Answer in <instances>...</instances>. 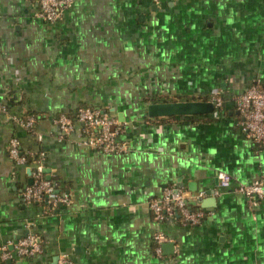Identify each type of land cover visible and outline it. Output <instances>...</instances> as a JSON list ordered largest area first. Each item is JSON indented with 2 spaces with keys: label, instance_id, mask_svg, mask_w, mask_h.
<instances>
[{
  "label": "crops",
  "instance_id": "crops-1",
  "mask_svg": "<svg viewBox=\"0 0 264 264\" xmlns=\"http://www.w3.org/2000/svg\"><path fill=\"white\" fill-rule=\"evenodd\" d=\"M38 8L0 0V245L32 233L42 250L0 264H264V198L251 206L234 187L264 177V143L241 129L235 104L252 83L264 88V0H74L55 23ZM215 94L224 103L210 114H147L155 99ZM81 106L112 112L128 150L79 145V124L61 135L53 119ZM26 113L38 116L33 131L17 121ZM13 136L26 163L9 156ZM37 164L70 206L22 200ZM220 172L233 181L215 195ZM166 186L204 219L155 222L149 201ZM160 231L174 245L158 255Z\"/></svg>",
  "mask_w": 264,
  "mask_h": 264
},
{
  "label": "built area",
  "instance_id": "built-area-1",
  "mask_svg": "<svg viewBox=\"0 0 264 264\" xmlns=\"http://www.w3.org/2000/svg\"><path fill=\"white\" fill-rule=\"evenodd\" d=\"M74 0H38L37 17L47 23L57 22L64 10L72 6ZM210 101L216 107L224 103L223 97L212 95ZM236 108L240 113L239 125L255 142L264 143V88L257 82L252 83L235 98ZM8 112L6 104L0 103V116ZM61 131V135L71 134L76 124H79L81 137L78 144L91 149H97L108 154L124 153L128 150L127 142L119 140L123 125L112 116L109 110L81 106L77 109L75 117L67 113H59L54 119ZM17 121L27 130L33 131L36 118L33 115L17 117ZM20 139L13 136L9 140L8 153L16 164H23L28 157L21 152ZM219 182L213 194L219 195L222 188H229L233 178L228 172L219 173ZM235 191L244 195L251 206L256 205L264 198V177L251 183L238 182ZM206 196L204 191L197 194V198ZM21 198L25 202H39L49 206L62 204L70 206L72 197L69 191L60 190L57 183L45 177L44 168L37 164L33 171V180L24 186ZM149 207L153 220L159 224L166 222L174 215L180 216L184 223L197 224L205 217L200 208H191L182 188L166 186L160 197L152 198ZM155 253L161 255L162 245L168 241L163 232L155 234ZM42 250L40 238L32 233L26 234L17 241H9L0 245V261L11 260L14 256L29 258L36 256ZM58 264H73L63 256Z\"/></svg>",
  "mask_w": 264,
  "mask_h": 264
},
{
  "label": "water",
  "instance_id": "water-1",
  "mask_svg": "<svg viewBox=\"0 0 264 264\" xmlns=\"http://www.w3.org/2000/svg\"><path fill=\"white\" fill-rule=\"evenodd\" d=\"M214 110L215 106L210 100H165L152 102L147 105V114L150 117H169L180 115L193 116L201 114H210L213 113ZM214 199L212 198L210 204L215 202ZM173 245V242L163 243V247H172Z\"/></svg>",
  "mask_w": 264,
  "mask_h": 264
},
{
  "label": "trees",
  "instance_id": "trees-1",
  "mask_svg": "<svg viewBox=\"0 0 264 264\" xmlns=\"http://www.w3.org/2000/svg\"><path fill=\"white\" fill-rule=\"evenodd\" d=\"M152 99H155V98H152ZM203 100H209V98L208 97H206V98H202ZM167 101V99H162V101ZM158 101H161L160 99H158V100H156L155 99V102H158ZM111 114H112V112H111ZM25 115H33V116H35V118H36V120H37V118H38V116H37V114H33V113H26ZM112 116H114L113 114H112ZM72 117H75V115H72ZM115 117V116H114ZM170 117H177V116H170ZM150 118H158V117H150ZM28 160H29V158H28ZM190 207L191 208H194V206H191L190 205Z\"/></svg>",
  "mask_w": 264,
  "mask_h": 264
}]
</instances>
